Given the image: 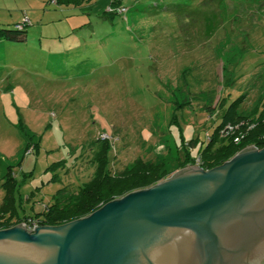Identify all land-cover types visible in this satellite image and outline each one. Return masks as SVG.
<instances>
[{"label":"rangeland","instance_id":"rangeland-1","mask_svg":"<svg viewBox=\"0 0 264 264\" xmlns=\"http://www.w3.org/2000/svg\"><path fill=\"white\" fill-rule=\"evenodd\" d=\"M110 2L0 0V28L28 21L24 41H0L11 222L77 192L98 157L116 175L141 161L168 178L229 108L264 110V0H124L109 14Z\"/></svg>","mask_w":264,"mask_h":264},{"label":"water","instance_id":"water-1","mask_svg":"<svg viewBox=\"0 0 264 264\" xmlns=\"http://www.w3.org/2000/svg\"><path fill=\"white\" fill-rule=\"evenodd\" d=\"M264 147L190 166L57 227L0 230V264H259Z\"/></svg>","mask_w":264,"mask_h":264},{"label":"trees","instance_id":"trees-1","mask_svg":"<svg viewBox=\"0 0 264 264\" xmlns=\"http://www.w3.org/2000/svg\"><path fill=\"white\" fill-rule=\"evenodd\" d=\"M74 5L76 0H61ZM124 0H111L109 14L121 13L125 11ZM27 23L16 24L13 29L0 28V41L22 42L25 40V27ZM226 126H230L231 131L223 132ZM238 138L235 143L234 139ZM253 146L257 149L264 147V110L256 119L241 115L234 108L227 110L222 118V122L216 127L207 144L197 152L196 157L190 158L188 154L180 160L179 168L196 165L204 171L222 165L232 158L236 153L246 147ZM181 159V158H180ZM106 159L97 158L95 174L86 185L79 188L74 194H65L64 197L59 192L54 197V202L46 206L41 213L34 217H23L11 222L0 214V230L11 228L17 224L32 222L36 226L57 227L71 221L85 217L105 203L119 198L131 191L148 188L166 176L157 175V166L152 163L135 161L131 166L125 167L117 175L109 172L105 168ZM9 168L4 176L9 178ZM55 198H57L55 200ZM63 198V200H61Z\"/></svg>","mask_w":264,"mask_h":264},{"label":"built area","instance_id":"built-area-1","mask_svg":"<svg viewBox=\"0 0 264 264\" xmlns=\"http://www.w3.org/2000/svg\"><path fill=\"white\" fill-rule=\"evenodd\" d=\"M22 23H27L28 24V21L25 19L24 20V22H22ZM21 23V24H22ZM226 132L227 131V134L231 131V128H230V126H226V128L223 130V132ZM234 142L235 143H237L238 142V138H235L234 139ZM22 224H24L25 225V227L28 229V230H33L35 227H37L34 223H30V222H28V223H22Z\"/></svg>","mask_w":264,"mask_h":264},{"label":"flooded vegetation","instance_id":"flooded-vegetation-1","mask_svg":"<svg viewBox=\"0 0 264 264\" xmlns=\"http://www.w3.org/2000/svg\"><path fill=\"white\" fill-rule=\"evenodd\" d=\"M259 264H264V254L263 256L261 257L260 261H259Z\"/></svg>","mask_w":264,"mask_h":264}]
</instances>
